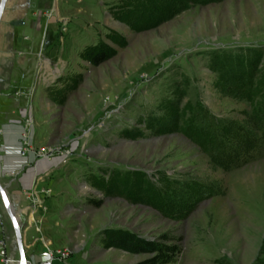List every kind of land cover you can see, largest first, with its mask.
Returning a JSON list of instances; mask_svg holds the SVG:
<instances>
[{
  "label": "rangeland",
  "instance_id": "rangeland-1",
  "mask_svg": "<svg viewBox=\"0 0 264 264\" xmlns=\"http://www.w3.org/2000/svg\"><path fill=\"white\" fill-rule=\"evenodd\" d=\"M137 1L67 0L61 12L55 2L19 24L1 15L0 130L20 128L21 154L31 144L32 204L49 205L51 255L60 258L59 246L70 251L63 264H143L153 255L106 245L102 232L112 228L175 244L167 264H264V151L224 170L186 133L198 112L245 124L264 99V0L194 5L163 21L142 20ZM102 44L110 55L93 64L86 51ZM257 57L250 97L238 96L228 67ZM179 98L174 132L145 128ZM132 127L140 134L123 137ZM132 180L206 190L170 217L109 193ZM71 232L75 244L66 243Z\"/></svg>",
  "mask_w": 264,
  "mask_h": 264
},
{
  "label": "trees",
  "instance_id": "trees-1",
  "mask_svg": "<svg viewBox=\"0 0 264 264\" xmlns=\"http://www.w3.org/2000/svg\"><path fill=\"white\" fill-rule=\"evenodd\" d=\"M221 0H138L135 9L139 16L144 15L146 21H163L180 13L186 8L194 5H205ZM87 59L93 64L105 61L110 55V49L106 44L91 47L86 51ZM259 58H252L246 66L234 64L228 67L227 79L231 80L230 86L235 94L241 97H250L249 91L257 75ZM173 103L167 112L159 116L149 114L144 122L145 128L153 134H167L176 130L179 120L178 103ZM206 112H198L188 120L186 133L199 139V143L213 163L224 169L230 170L238 167L255 157L257 153L264 151V99L255 107L254 111L247 116L245 124L233 120L219 119L217 122L205 118ZM141 122V120H139ZM122 136L135 138L140 134L137 127L124 128ZM117 186H109L111 195L119 192L133 203H140L154 207L160 213L175 217L186 213L197 200L205 188L192 185L197 192L191 188L182 189L181 185L167 190L164 186H154L149 180H132L130 183L116 181ZM161 187V186H160ZM202 188V189H201ZM175 190V191H174ZM125 191V192H124ZM98 205L99 201H93ZM103 242L115 248H120L131 253L153 254L143 261V264H167L178 251L175 244H164L154 240L141 237L133 232L123 229L107 228L103 232Z\"/></svg>",
  "mask_w": 264,
  "mask_h": 264
},
{
  "label": "crops",
  "instance_id": "crops-1",
  "mask_svg": "<svg viewBox=\"0 0 264 264\" xmlns=\"http://www.w3.org/2000/svg\"><path fill=\"white\" fill-rule=\"evenodd\" d=\"M67 0H6L2 15L6 19L18 21H32L33 12H42L50 8L53 3L58 4L61 12L62 3ZM44 14V13H42ZM19 24V23H18ZM5 30H0V36ZM2 45H0L1 47ZM19 127V126H18ZM15 126L8 124L0 130V183L9 189L10 197L15 206L16 214L20 216V227L25 255L29 264H63L59 259H54L48 245L55 243V237L51 233L52 222L47 220L49 213L48 203L32 204L34 193L30 188L32 172L27 164L31 160L30 152L19 153L18 139L21 132ZM21 170L25 172L19 174ZM37 219V220H35ZM78 235L69 233L68 244H75ZM0 240L5 244V255L0 256V264H16L18 250L15 239V231L11 220L6 218V210L0 205ZM60 244V243H57ZM65 246V245H64ZM63 246L57 247V249Z\"/></svg>",
  "mask_w": 264,
  "mask_h": 264
},
{
  "label": "water",
  "instance_id": "water-1",
  "mask_svg": "<svg viewBox=\"0 0 264 264\" xmlns=\"http://www.w3.org/2000/svg\"><path fill=\"white\" fill-rule=\"evenodd\" d=\"M6 0H0V18L2 15V11L5 5ZM21 23V21L14 22V24ZM0 195L4 202L5 210L11 220V223L13 225L14 231H15V239H16V245L18 250V259L16 260V264H29V260L25 255V249L22 241V234H21V227L19 222L17 221V215L11 205V203L8 201L7 194L5 192V187L1 185L0 183Z\"/></svg>",
  "mask_w": 264,
  "mask_h": 264
},
{
  "label": "built area",
  "instance_id": "built-area-1",
  "mask_svg": "<svg viewBox=\"0 0 264 264\" xmlns=\"http://www.w3.org/2000/svg\"><path fill=\"white\" fill-rule=\"evenodd\" d=\"M30 146H31V144H28V148L23 147L22 153L28 152L29 149L31 148ZM69 252L70 251L67 247H62V248L58 249L57 254L60 255L59 259L67 257L69 255ZM4 255H5V244H4L3 240H0V256L3 257Z\"/></svg>",
  "mask_w": 264,
  "mask_h": 264
}]
</instances>
